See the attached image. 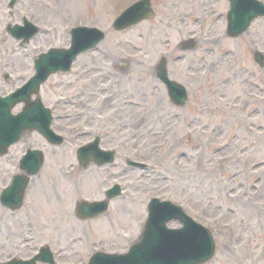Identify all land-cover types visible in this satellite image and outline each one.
<instances>
[{"label": "rangeland", "instance_id": "374dc122", "mask_svg": "<svg viewBox=\"0 0 264 264\" xmlns=\"http://www.w3.org/2000/svg\"><path fill=\"white\" fill-rule=\"evenodd\" d=\"M133 1L19 0L15 6V21L27 16L49 28L50 33L40 35L22 50L14 39H0V94L9 93L30 77L32 54L67 45L68 26H98L107 32V38L100 51L82 57L77 65L82 67L80 71L92 66L101 71H91L79 83L75 75L53 76L50 81L55 87L52 90L49 81L42 89L43 98L51 106L60 98L54 92L65 96L57 113H63V107L75 113L72 104L84 100L77 108L84 106L83 117L88 112L105 114L106 102H113L120 110L124 99L139 98L140 106L119 114L110 144L122 149L121 160L130 156L150 168L122 175V168L114 167L82 173L77 179L68 172L63 177L62 172L74 161L73 148L49 147L47 170L24 208L12 213L0 204V260L32 256L42 245L53 249L60 264H84L96 249L123 251L142 228L145 203L158 196L182 204L214 230L218 251L208 264H264V69L249 53L252 38L264 50V20L237 40H224L222 48L232 49L230 55L218 51V46L209 52V76L198 74L199 84L191 78L189 102L175 110L165 88L160 89L151 76V67L161 52L175 51L193 34L197 23L191 24L186 14L202 16L205 0H156L154 22L125 33L114 31V18ZM206 1L214 8L218 0ZM3 7L2 27L9 21L3 13L5 0ZM179 17L185 22H177ZM223 27L220 23L217 30ZM205 44L206 40H200L193 55L199 56ZM130 56L141 60L130 72L132 82L129 74L116 69V64ZM189 61L171 66L183 81L191 77L182 71ZM113 69L117 75L110 77L108 71ZM4 72L13 76V83L4 81ZM139 77L141 83L133 82ZM123 121L128 127L122 131L125 135L117 131ZM35 137L29 141L34 143ZM90 137L67 143L77 145ZM18 145L15 152L23 146ZM4 160L0 158V187L6 184L11 168ZM110 170L116 171L112 179L108 178ZM115 181L121 182L125 195L113 202L110 214L80 220L75 212L77 200L101 198L100 188Z\"/></svg>", "mask_w": 264, "mask_h": 264}, {"label": "water", "instance_id": "95a60500", "mask_svg": "<svg viewBox=\"0 0 264 264\" xmlns=\"http://www.w3.org/2000/svg\"><path fill=\"white\" fill-rule=\"evenodd\" d=\"M59 52H63V51H59ZM57 54L58 55H62L61 53H57ZM50 56H52V55H48L46 57V59L49 58ZM46 59H44L40 63L39 68L46 66V63H45ZM48 69H49V67H48ZM42 79H43L42 75H40V76H37L32 81L34 83L33 87H32L33 91H37ZM13 103H14V100H12V96H9L7 98H1L0 97V111L3 112V115H6L7 117L11 116L9 114V111L11 110L10 108L13 105ZM7 146H8L7 144H4L3 146H0V152L1 153L5 152L7 150V148H8ZM187 224H189V222ZM153 230L154 231L152 232V236L145 243V249L154 248L155 246H158V245H161V244L165 245L166 247H169V246L173 245L174 243L178 242L181 237H183L189 243V245H193V244L196 243L194 238H190L187 233H183L182 235L178 234L180 232H184L185 229H181V230H178V231H173V232H170V233L167 232V231H164L163 223L159 219H156V224L153 227ZM204 248L205 249H210V252H213V250H214V242H213V240H210L209 248H208V242H205ZM190 261H192V260H190Z\"/></svg>", "mask_w": 264, "mask_h": 264}]
</instances>
